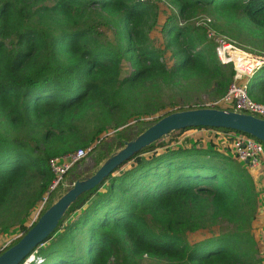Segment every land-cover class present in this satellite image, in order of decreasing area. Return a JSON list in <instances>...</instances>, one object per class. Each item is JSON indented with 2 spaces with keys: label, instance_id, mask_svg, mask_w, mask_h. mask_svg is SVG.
I'll use <instances>...</instances> for the list:
<instances>
[{
  "label": "trees",
  "instance_id": "trees-1",
  "mask_svg": "<svg viewBox=\"0 0 264 264\" xmlns=\"http://www.w3.org/2000/svg\"><path fill=\"white\" fill-rule=\"evenodd\" d=\"M173 1L177 13L165 17L156 46L150 36L159 8L154 2L0 0L1 216L16 197L14 216L41 198L54 177L49 159L77 150L68 142L83 136L80 121L90 110H99L100 122L80 139L83 145L123 126L161 83L190 80L224 94L233 70L219 63L203 27L186 21L207 7L263 32L264 0ZM101 26L112 28L113 40ZM248 93L264 102V67L250 78ZM9 128L34 140L20 133L9 138ZM191 129L235 131L186 127L144 147L68 207L28 264H142L144 257L166 264H252L237 234L188 242L189 232L211 222L253 217L258 202L246 166L229 148L226 154L217 148L214 133L182 134L180 140ZM34 180L38 189L19 196ZM47 207L31 225L20 224L21 234L6 248Z\"/></svg>",
  "mask_w": 264,
  "mask_h": 264
},
{
  "label": "rangeland",
  "instance_id": "rangeland-1",
  "mask_svg": "<svg viewBox=\"0 0 264 264\" xmlns=\"http://www.w3.org/2000/svg\"><path fill=\"white\" fill-rule=\"evenodd\" d=\"M152 2L157 4L159 8L158 16L153 24L150 36L152 37L153 44L159 46L163 41V35L160 31V26L166 16L172 13H177V8L173 0H153ZM217 14L218 13L212 14L210 12V9L206 7L202 10H199L196 15L191 17L186 22L194 26H199L200 28L203 27L202 30L205 31V27L203 25H200V22L209 18L211 21L207 23V26L213 27L217 32L227 36L243 48L250 50L251 52L264 55V31L260 32L259 30H256L255 27L246 23L244 18H220L218 16L220 14ZM111 29L112 28H106L105 26L100 27V30L105 31V37L113 40ZM165 55L167 64L168 66H170L172 64V60L170 59L169 53H166ZM229 68L230 67H225V69L227 70ZM125 72V69H122V73L124 74ZM221 95H217L216 90H214V88L212 87L193 83L190 80L175 78L173 80H170L168 83H161L159 86L150 91L147 97V101L143 100L137 107L135 106L133 108L134 110L136 109L137 111H139V113H136L132 117H130L123 126L106 129L97 136V139H95L92 144L83 145L80 139L82 140L86 137H89V134L96 128V126L100 122L99 110H90L80 121L83 136H80V139L77 137H73L68 142L70 145H79V147H77L76 149H88L89 147L90 150L85 155V158H83L78 164L74 165L65 176L64 179L69 185L67 189L71 187L76 179L85 178L94 173L103 161L102 160L101 162H99L101 158L105 156L107 157L111 153H114L115 151L120 149L123 146L122 143H124V141H127L128 138L132 139L137 136L139 133L144 131L147 125H149L150 123L154 121L156 122L164 115L173 111H179V109L182 108L195 106L210 107L215 100L221 97ZM0 130H2L1 126ZM8 130L9 138L10 136H13L14 133H20L18 135H20L22 138L29 141L34 140L32 134L30 135L26 132L21 133V131L14 129L12 130L11 128H9ZM182 134L184 135L185 132H181V134L179 135L180 140L182 138ZM164 137H166V135ZM100 139L103 140L99 142ZM216 144H218L217 148L221 152H223V154H226V152L228 153V148L226 147L224 141L219 140ZM71 148L75 149V147L72 146ZM69 151L70 150L66 152ZM37 189L38 180H34L30 184L29 188L23 190L19 194V196L23 197L24 193H34ZM47 190L48 188L46 189V191ZM46 191L41 195V198L46 193ZM41 198H39L38 201L35 202L34 206L31 209H27V207L20 208L18 216H14V213L16 211H19L18 205L21 199H17L16 197L12 200L9 209H7L8 211L4 210V216L0 215V247L21 234L20 224L29 226L34 222L38 215L37 210L40 206V202L42 200ZM49 204L50 203H48L46 206H49ZM260 206V198L258 197L256 212L254 213L253 217L248 215V218L246 220L238 221L236 223L224 221L211 222L195 232H189L187 236L188 242L190 244H193L212 235L224 236L231 233L237 234L241 237L242 241L247 242V245L243 247V249L247 254H250V256H254L252 264H264V251L261 244V238L264 233V218L258 212ZM4 223L6 224L5 228H3L2 226V224ZM34 258L35 253L31 254V256L27 258L28 263ZM243 259L245 260V258ZM142 264L166 263L144 257Z\"/></svg>",
  "mask_w": 264,
  "mask_h": 264
},
{
  "label": "built area",
  "instance_id": "built-area-1",
  "mask_svg": "<svg viewBox=\"0 0 264 264\" xmlns=\"http://www.w3.org/2000/svg\"><path fill=\"white\" fill-rule=\"evenodd\" d=\"M140 1L152 2L153 0ZM210 21L207 18L201 21L200 25L205 27L206 37L214 43L215 54L219 63L223 67H230L233 70L232 79L226 91L210 107L251 114L264 119V102L252 99L248 93L250 78L257 70L264 67V55L243 48L227 36L217 32L213 27L207 26ZM191 130H193V133L198 131L214 133L216 143L219 140L224 141L226 147L229 148L230 154L238 162L245 164L247 171L253 177L258 197L260 198L261 206L258 212L264 218V143L251 135L239 131ZM186 135L189 134L186 132ZM89 150V147L88 149L79 148L49 159V167L54 177L48 190L41 198L37 214L48 203L67 190L69 185L64 179L65 176L74 165L85 158ZM12 240L6 242L0 249L6 248ZM261 244L264 251V233L261 238ZM22 264H28V259H25Z\"/></svg>",
  "mask_w": 264,
  "mask_h": 264
},
{
  "label": "water",
  "instance_id": "water-1",
  "mask_svg": "<svg viewBox=\"0 0 264 264\" xmlns=\"http://www.w3.org/2000/svg\"><path fill=\"white\" fill-rule=\"evenodd\" d=\"M225 128L251 135L264 143V119L215 107L189 108L171 112L103 159L90 176L76 179L70 188L52 200L35 224L14 244L0 253V264H20L52 234L68 207L85 192L106 179L118 166L144 147L170 132L186 127Z\"/></svg>",
  "mask_w": 264,
  "mask_h": 264
},
{
  "label": "crops",
  "instance_id": "crops-1",
  "mask_svg": "<svg viewBox=\"0 0 264 264\" xmlns=\"http://www.w3.org/2000/svg\"><path fill=\"white\" fill-rule=\"evenodd\" d=\"M193 133V130H188L187 131V134H192ZM185 134H186V132H185Z\"/></svg>",
  "mask_w": 264,
  "mask_h": 264
}]
</instances>
